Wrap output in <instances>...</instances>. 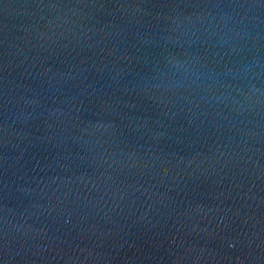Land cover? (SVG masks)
I'll return each mask as SVG.
<instances>
[{"label": "water", "instance_id": "95a60500", "mask_svg": "<svg viewBox=\"0 0 264 264\" xmlns=\"http://www.w3.org/2000/svg\"><path fill=\"white\" fill-rule=\"evenodd\" d=\"M0 264H264V0H0Z\"/></svg>", "mask_w": 264, "mask_h": 264}]
</instances>
